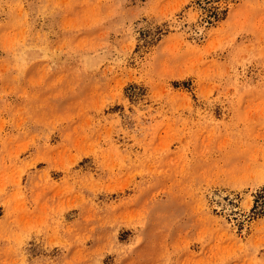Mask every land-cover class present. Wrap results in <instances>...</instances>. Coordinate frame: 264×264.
<instances>
[{
    "label": "rangeland",
    "instance_id": "obj_1",
    "mask_svg": "<svg viewBox=\"0 0 264 264\" xmlns=\"http://www.w3.org/2000/svg\"><path fill=\"white\" fill-rule=\"evenodd\" d=\"M0 264H264V0H0Z\"/></svg>",
    "mask_w": 264,
    "mask_h": 264
}]
</instances>
